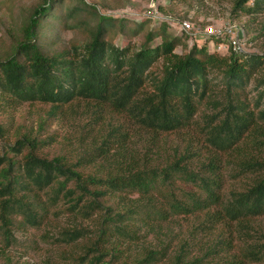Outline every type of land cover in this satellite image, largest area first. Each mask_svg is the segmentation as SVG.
<instances>
[{
  "label": "trees",
  "instance_id": "obj_1",
  "mask_svg": "<svg viewBox=\"0 0 264 264\" xmlns=\"http://www.w3.org/2000/svg\"><path fill=\"white\" fill-rule=\"evenodd\" d=\"M248 1L233 0L232 11L264 8V0ZM62 4L30 8L0 59V93L45 108L38 130L71 116L77 136L50 154L42 150L50 142L30 128L0 149L2 249L16 222L38 228L54 208L95 224L60 227L54 240L65 249L55 264H264V55L219 56L196 44L179 54L188 34L169 33L165 21L130 49L107 37L110 28L131 21L134 32L149 19L94 4L88 21L74 23L86 25V39L56 49V27L84 10L63 12ZM212 72L222 76L221 95L209 90ZM250 79L253 103L239 92ZM172 223L177 240L165 243L162 228Z\"/></svg>",
  "mask_w": 264,
  "mask_h": 264
},
{
  "label": "rangeland",
  "instance_id": "obj_2",
  "mask_svg": "<svg viewBox=\"0 0 264 264\" xmlns=\"http://www.w3.org/2000/svg\"><path fill=\"white\" fill-rule=\"evenodd\" d=\"M88 6L83 5L80 0H63V12L66 7H73L79 5L83 7V11H79L76 18L68 20L64 25L61 22L54 31L55 39L58 41L54 48L59 49L64 45L69 46L70 42H82L86 39V32L84 31V24L75 27L74 23L77 19H84L88 21L89 15L87 11H92L91 5H96L101 13L111 12L116 16L134 20L149 19L141 29L134 28L135 23L126 21V25L121 29L117 24L110 28L108 38L112 42L124 46L128 45L130 49L137 48L144 39V33L147 30H155L159 27L161 22H167V31L173 35H181L179 27V19L185 16L188 19L193 18L194 25H200V29L207 24H220L230 21L242 26L243 30L246 28L248 42L250 45L247 50L241 51V54L259 53L264 55V8L254 12L240 11L237 15L232 11L233 0H84ZM40 0H0V59L5 58L8 54L7 47L11 44L14 35L20 34L21 23L27 15L30 8L39 3ZM254 0H249L246 5L252 6ZM59 3H57V6ZM162 9H161V8ZM55 10V9H53ZM59 12V11H57ZM78 20V21H79ZM48 21L51 19L45 18L41 27L39 28V43L45 41V36L50 32L48 29ZM199 23V24H197ZM245 28H244V26ZM245 33V30H244ZM201 35V34H200ZM187 39V40H186ZM195 40L187 36H183L186 44L178 45L175 51L179 54L186 53L191 45L205 46L209 52H216L219 56L228 54L219 53L212 49V44L209 41ZM160 42V37H155L151 41V45ZM14 44V43H13ZM5 49V50H4ZM245 57V56H244ZM157 64H155L149 71H153ZM222 76L215 73H210L209 90L211 94L221 95L223 93ZM243 94L242 98L247 99L248 102L253 103L256 95L254 89V81H250L239 90ZM0 93V125L3 127V133L0 134V149H5L6 144L14 140L16 134L22 133L26 129L32 128L33 132H37L42 136V139H47L50 145H44L43 151L52 154L53 152H64V145L68 143L67 136L70 135L72 144L77 139L74 123L67 117L66 120L55 119L46 121L44 127L38 130L39 115L44 113L45 108L32 107L28 103L16 105V102L7 99ZM37 110H30L34 109ZM173 142L178 139L176 136L169 137ZM169 146V145H168ZM113 195H117L113 193ZM113 199V198H112ZM56 209V207H55ZM54 208H51L47 214L48 219L38 228L22 225L23 223L16 222L14 227V240L11 244L2 249L0 241V264H55L62 262V251L65 249L63 244H55L54 237L57 236L60 227L63 225L73 226L76 223L88 227L93 230L95 227L94 221L88 218H81L80 216L72 217L64 213L54 214ZM21 225V226H19ZM180 227L178 224L172 223L169 226L162 228L161 239L165 243H175L177 240V233ZM145 229L141 228V234H144ZM264 234V228H259V234ZM172 236L174 239H171ZM148 240L151 237L147 238ZM146 240V241H148ZM154 241V240H153ZM157 241V239L155 240ZM68 249V247L66 248Z\"/></svg>",
  "mask_w": 264,
  "mask_h": 264
},
{
  "label": "built area",
  "instance_id": "obj_3",
  "mask_svg": "<svg viewBox=\"0 0 264 264\" xmlns=\"http://www.w3.org/2000/svg\"><path fill=\"white\" fill-rule=\"evenodd\" d=\"M179 27L182 31L187 32L190 40L191 38L200 40L202 35V41L208 40L213 45L212 49L219 53L228 55L241 53V51L247 50L250 45L242 26L230 21L207 24L200 29V25H194L190 19L186 18L179 21Z\"/></svg>",
  "mask_w": 264,
  "mask_h": 264
}]
</instances>
